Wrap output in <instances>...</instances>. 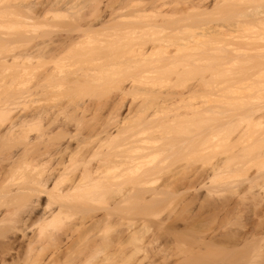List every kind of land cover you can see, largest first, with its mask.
<instances>
[{"label": "bare ground", "instance_id": "bare-ground-1", "mask_svg": "<svg viewBox=\"0 0 264 264\" xmlns=\"http://www.w3.org/2000/svg\"><path fill=\"white\" fill-rule=\"evenodd\" d=\"M101 1L87 0L84 11L75 10L74 0H11L0 8L16 30L0 35V44L24 47L23 65L10 68L27 86L25 93L0 94V264H264V194L251 191L255 179L250 231L195 229L192 220L200 222L193 206L200 199L191 194L208 179L211 111L204 82L219 73L237 76L233 68L241 63L248 66L241 77L264 78V4L249 10L239 7L242 0H171L177 11L115 17ZM138 1L153 11L167 0ZM241 8V20L209 26L211 17ZM247 26L254 36L218 38ZM260 105L238 114L264 117ZM230 116L216 118L218 128L239 123ZM238 187L231 193L249 194L248 186L246 193ZM208 189L211 198L201 207L208 206L210 217L241 208L242 195L241 201L237 193L220 199L219 190ZM182 194L190 195L184 203L189 213H181L192 208L191 222L178 231L179 218L172 216L158 221L170 223L162 224V234L145 236L149 226L135 222L138 213L156 208L161 196Z\"/></svg>", "mask_w": 264, "mask_h": 264}, {"label": "rangeland", "instance_id": "rangeland-1", "mask_svg": "<svg viewBox=\"0 0 264 264\" xmlns=\"http://www.w3.org/2000/svg\"><path fill=\"white\" fill-rule=\"evenodd\" d=\"M74 2L75 3L73 4V6H75L76 11L77 10L79 11V9H80V11H84L87 9V8H84V7H86L84 4L87 3V0H85V1L84 0H74ZM10 3H11V0H0V8H2V7L4 8V6L5 7L8 6ZM102 3H103V5H105V4L108 5L107 12L114 14V16L116 15L115 17H119L117 15H120V16L123 15V16L129 17V16H135V15L142 14V13L152 14V12L156 13L159 11H168V10L177 11L180 8L179 5H177L175 2H172L171 0L170 1L167 0L166 5L159 6L157 8V10L155 9L153 11L150 9H146L144 7V4H141L138 0H104V1L102 0L101 1V7H103ZM263 4H264V0H244V1L242 0V2L239 4L241 6H239L237 3V7L238 6L239 7L245 6L246 8H250V6L261 7ZM245 7H242V8L245 9ZM242 8H241V11H239L240 10L239 9L236 12H230L228 14L222 13L219 16L211 17V19H210L211 22H210L209 26L210 25L213 26V24L216 25L217 21L220 23V26H224L225 23H227V22H232L235 20H241L242 18H240V15H242V13H241ZM249 10H251V8ZM245 12H246V10H245ZM247 12H248V10H247ZM11 21L12 20L9 19V17H6L5 14H2V13L0 14V35H2L4 33L5 35L9 34L11 36L13 34V32H16V30L13 29ZM191 29L195 30V31H199V30H197L196 25H192ZM254 31H255V29L253 27H248V26L247 27H241V28L232 27L229 29V31L226 34L221 35L218 38L223 43L238 42V41H240V39L246 38L248 36H250V37L254 36L255 35L253 33ZM5 35H2V36H4V37L9 36V35L5 36ZM219 45H221V43L214 44V45H208L206 47V50H207V52L212 53V52H210V51H212L211 49L214 47H217ZM8 46L9 45L5 46V45L0 44V64L4 61L8 62L7 67L6 68L2 67V69L0 70V94L5 95V93L7 94V92H12V91H14V92L18 91V92H24L25 93L26 88H27L25 77L22 76V77L17 78L18 75H23V74H16L14 76L13 75L14 70L12 68H10V67L23 65L22 64L23 63L22 57L24 55L23 54L24 53V47L13 48L12 46H9V47ZM21 55H22V57H21ZM17 57H18V59H17ZM251 63L249 62L248 65L250 66ZM253 63H254V61H253ZM213 64L217 65L216 68L220 69L219 68L220 67L219 62L213 61L211 65H213ZM246 64L247 63H241V65L243 67L237 66V65L234 66L233 69L234 70L236 69L237 72H239L237 74V76H235V75L232 76L229 73H227V74L226 73L225 74L219 73V75H217V76L213 75V77H207V79L204 82V92L203 93L205 95L204 96L205 98L203 101H206L205 106L208 110L211 111V112L207 113L208 114L206 117L207 123L205 125V134H206V144L205 145H206L207 150L205 149V154H204L205 155V157H204V165L205 166L204 167H205L206 171L208 172V179L205 182L206 184L204 185V187H206V188L202 189V187H201L200 191H198V192L194 191L193 193H191V194L195 193L193 196H195L196 199L198 198L197 202L200 199L199 202L196 203L197 206L196 205L193 206V209H196L195 213L193 212V214L195 216H199V218L196 219V220H198L196 224H198V222H200V223L198 224V226L194 225L195 223H194L193 215H192L193 220L192 219L191 220L193 222L192 224L195 227V229L200 230L203 227V229H201L202 232L203 231L207 232V230H209L207 233L204 232L205 234H208L209 232H211L213 234L214 233L213 231H219L218 233L215 232L214 234H219V235L223 234L224 235V234L230 233L231 230H233L231 232H235L236 229L240 230V231L241 230L244 231V229L246 228L247 230H249L251 225H252L251 221L253 220V219H251V221H250V218H254L252 216V214H253V212H252L253 207L252 206L253 205H251V204H253V202H252V199L251 200L249 199V196H251V198L253 196V195H251L252 193H250V189H249L250 188L249 184L251 183V181H253L255 179L254 185H255V183L257 184V185L252 187L253 189L251 188L252 189L251 191L253 192L254 188L256 187L255 188L256 192L264 194L263 192L258 191V190H260L261 185L262 184L264 185V182L262 183V181H264V179H263L264 174L261 175L262 173H264V117H263V115L260 114L262 117L260 115H256V117H254L253 120L252 119L250 120V118H242L245 115L241 114V115H243L241 117L240 114H238V113H241V111L243 112V110H245L247 107H249V109L251 107V109H252L255 104L257 105L256 108H259L258 106L260 104H261L260 106H262V104L264 105V90H263V87H264V80L263 79L264 78L262 79L263 82L261 79H259L260 81L259 80L258 81L253 80L251 82V80H247L249 78H244L246 76V75H244L245 69H247V67H248ZM253 66H252V68H253ZM256 66L257 65H255L254 67H256ZM239 67L242 69V71L240 70L241 73L239 71ZM250 68H248V69H250ZM252 68L250 70H252ZM221 69H223V68H221ZM250 70H248L247 72H249ZM219 72H220V70H219ZM242 72H243L244 77H241ZM238 76H240V77H238ZM254 81L256 82V85H259L258 88L260 90L257 87L256 88L252 87V88L248 89L247 86H249V84L256 86L254 84L255 83ZM190 83H194V81H191L188 84H190ZM258 83H260V84H258ZM254 88H255V90H252ZM261 90H263V91H261ZM210 107L211 108L213 107V109H209ZM215 107H217V108L214 109ZM21 108H23V107H21ZM19 109H20V106H19ZM229 109H231V111H230L231 113L225 114V112H226L225 110H229ZM213 110L215 112H212ZM247 110L248 109H246L245 111H247ZM218 112L221 113V115ZM222 112L224 115L231 114L230 117L235 115L233 117V119L236 120L237 118H235V117H238L239 123L237 120L235 127L233 124L232 125L233 127L231 126L232 129H230V130L218 128V126H217L218 124L216 123V121L219 122V120L224 116L222 114ZM236 113L238 116L236 115ZM239 116L241 117V120H240ZM216 118H217V120L215 121ZM240 136H242V137H240ZM237 138H238V141H237ZM216 168H217L216 173H218V174H216L214 172V169H216ZM215 174H216V176H215ZM256 180H258V181L255 182ZM252 184H253V182H252ZM252 184H250V185H252ZM239 185L241 188L244 186L245 187L248 186V189H245V187H244L241 190L242 191L244 189L249 190V192L247 191V193L250 194V195L245 194L243 196V192H240V194H239V190L236 189L238 192H235V193L239 194L240 201H241V195L244 197V199L242 197V199H243L242 204L240 201H239L240 204H238V201H237V207L239 206V208L240 207L241 208L238 210V208H235V206H234L233 208H235V209H233V212H231L232 211V209H231V211L229 212L231 214L228 213L227 217L222 214L223 216H225L224 218L222 215H221L222 217L218 216L219 217L218 219L216 217H210L211 215L208 214L210 209L209 208L206 209V207H208V206L203 207L204 204L207 203V200L208 199L210 200V198H211V197L208 198V196L210 195L208 193L209 192L208 188H210V189L212 188L214 190H219L220 191L219 198L224 199L227 197L232 198L234 195H236L235 193L233 194V192L231 193V189L233 191L234 188L235 187L237 188ZM263 185L261 188L262 191H264ZM257 186L259 187V189ZM245 190H244V192L246 193ZM232 194H233V196H232ZM228 195H231V196H228ZM171 196L170 197H169V195L168 196H161L162 197L161 202L160 203L158 202L159 205L157 204L156 208H154L153 210H150L148 208L147 209L148 211L144 210V213L141 212L142 213L141 215H140V212L138 213V215L136 214L138 217V218L137 217L136 218L138 220L135 222L139 221V223L143 224V228L146 225H147V228L149 226L148 229L146 228L147 232H145V228H144V235L147 233L145 236L148 237V236L153 235L152 232L154 234H155V232L157 233L156 230H160V232H161L162 224H163V226L166 225V224L164 225L163 222H165L166 219L172 220L174 216L175 217H174L173 221L176 220L175 222H177V218H179V221L177 222L178 224L176 223L178 226L174 225V226L178 227L176 229L178 231H181L182 229H184L186 221H188V220L190 221L189 218H191L190 215L192 214V212H191L192 208H189L191 210L190 211L191 214H189V215L186 213L187 211H184L183 213H181L182 208H185L186 202L188 203L189 200L187 198H189L190 195H185V194L184 195L182 194L181 196L175 195L173 198ZM221 196H222V198H221ZM225 196H227V197H225ZM239 196H235V197L237 198ZM191 197H192V195H191ZM195 197H192V198H194V200H195ZM158 198H159V196H158ZM185 200H187V201H185ZM235 200H237V199H235ZM202 201H203V203H202ZM249 201H251L252 203L248 204ZM184 203H185V205H184ZM201 203L203 204L202 207H201V205H202ZM205 205H208V204H205ZM249 205H251L252 208L249 207ZM100 206H99V208H101ZM103 206H104V204H103ZM130 206L131 205L127 206V208ZM97 207H98V205H97ZM128 209H130V208H128ZM186 209H187V207L185 208V210ZM201 211H203V212H201ZM250 211H251V213H250ZM131 212L132 211H128L127 213L128 214L130 213L131 216L133 215V218H134L135 213H133V212L131 213ZM262 212L264 214V209ZM180 213H181V215L182 214L184 215V216L182 215L183 217H185L182 220L180 219V217H177V214H178V216H180ZM188 213H189V210H188ZM200 213H202L203 215ZM263 214H261V215L263 216ZM207 215L209 216L210 219L211 218H213V219L210 220ZM131 216H129V217L126 216V219L132 220L133 218ZM170 216H171V219L169 218ZM187 216L189 218H186ZM183 217H181V218H183ZM200 217H204L203 219H205V221L200 220ZM248 217H249V219H248ZM262 218H260V219H262ZM131 220H130V222H131ZM133 220H135V219H133ZM133 220H132V222H133ZM142 220H144L145 223L141 222ZM255 220H257V219H255ZM262 220H260V221H262ZM158 221L159 222L163 221V222L159 223ZM249 221H250V223H249ZM168 222L169 221H167L165 223H168ZM175 222H174V224H175ZM126 223L129 224V222H126ZM158 223H159V225H158ZM203 223H204V226H203ZM235 223L238 225L239 228H241L240 224H243V223L244 224L242 226L245 225L246 227L244 226V228L242 227L241 229H239L237 227V225H235ZM261 223H264V220ZM130 224H132V223H130ZM169 224H167L165 227H167ZM171 224H172V222H171ZM205 224H209V225H206V226H209V227H206V229L204 228ZM182 225H183V227H182ZM156 226H157V229L154 228ZM171 226H173V224ZM170 227H168V228H170ZM197 227H200V229ZM246 229H245V231H246ZM237 230H236V232H238ZM160 232H158V233L160 234ZM162 233L163 232H161V234ZM145 239H146V237H145ZM149 255L150 256L148 259L150 260V257L153 255V253L149 254Z\"/></svg>", "mask_w": 264, "mask_h": 264}]
</instances>
